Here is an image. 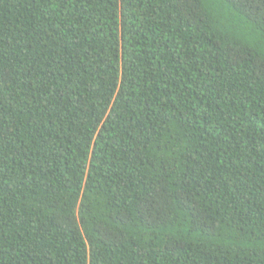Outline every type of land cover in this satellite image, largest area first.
<instances>
[{
    "label": "trees",
    "instance_id": "obj_1",
    "mask_svg": "<svg viewBox=\"0 0 264 264\" xmlns=\"http://www.w3.org/2000/svg\"><path fill=\"white\" fill-rule=\"evenodd\" d=\"M0 264H264V3L0 0Z\"/></svg>",
    "mask_w": 264,
    "mask_h": 264
},
{
    "label": "snow or ice",
    "instance_id": "obj_2",
    "mask_svg": "<svg viewBox=\"0 0 264 264\" xmlns=\"http://www.w3.org/2000/svg\"><path fill=\"white\" fill-rule=\"evenodd\" d=\"M261 3H264V0H260Z\"/></svg>",
    "mask_w": 264,
    "mask_h": 264
}]
</instances>
